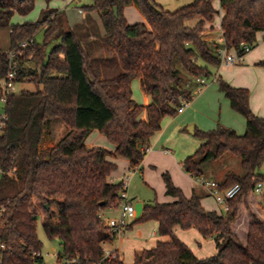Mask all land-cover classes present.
<instances>
[{
	"label": "trees",
	"instance_id": "1",
	"mask_svg": "<svg viewBox=\"0 0 264 264\" xmlns=\"http://www.w3.org/2000/svg\"><path fill=\"white\" fill-rule=\"evenodd\" d=\"M34 1L0 0V28H9V50L0 49V79L13 66L14 83L35 85L34 91L6 94L0 87L6 114L0 131V204L5 207L0 217V244L4 245L0 262H44L36 233L40 218L44 234L59 239L57 264H77L73 259L79 264H126L114 253L104 255L102 244L116 237L98 217L119 199L121 182L109 180L116 169L112 158L125 157L131 167L137 166L162 119L177 113L181 98L191 100L195 77H207L209 66L220 65L219 48L223 45L241 54V43L255 46L256 34L264 32V0H219L222 45L203 37L213 30L219 13L211 0H192L174 10L163 9L154 0H93L87 10L99 14L102 44L112 53L103 58V68L98 66L100 57L84 46L81 31L68 26L60 10L47 7L35 21L11 22L14 13L26 15ZM127 5L136 6L145 22L128 23L122 14ZM38 30H42L40 42L34 39ZM30 38L32 42L20 46ZM12 50L16 54L10 58ZM108 62L118 71L108 74ZM259 64L264 66V61ZM134 78H139L150 98L146 105L131 97ZM216 81L230 108L244 117L245 130L238 134L220 124L205 131L195 128L193 135L201 143L181 166L193 178L199 177L205 164L230 153L239 158L243 173L226 172L218 186L222 190L239 183L241 189L220 214L204 209L196 194L185 197L164 173L165 191L176 200L144 204L140 217L126 228L154 220L158 235L168 240H157L153 247L135 253L131 264H264V221L250 214L245 244L231 232L237 197L253 189L257 179L264 181V116L251 111L246 88L232 86L221 77ZM143 111L145 119L140 118ZM53 118L69 129L43 149L41 143L50 137ZM92 129L115 145L113 153L85 145ZM175 226L212 237L216 252L196 257L174 234Z\"/></svg>",
	"mask_w": 264,
	"mask_h": 264
},
{
	"label": "crops",
	"instance_id": "2",
	"mask_svg": "<svg viewBox=\"0 0 264 264\" xmlns=\"http://www.w3.org/2000/svg\"><path fill=\"white\" fill-rule=\"evenodd\" d=\"M217 10L219 11V13L215 15L212 22V26L214 27L213 30L204 32L203 34L205 40L214 41L215 38L220 37L221 32L219 29V25L222 12L219 9V4ZM78 12L81 14V22H79V24L77 25L78 30H84V32L87 31L86 35H88V37L92 39L96 38L94 35V30L92 28V17L89 16V14H87L83 8H78ZM122 14L128 23L145 22L143 15L134 5L124 6L122 9ZM207 26H209V24ZM86 42L88 43L92 41ZM261 45H264V32H258L256 34L255 46L259 47ZM253 48H251L250 51H248L243 56L247 61L256 62L261 59L254 56L255 54L252 53ZM225 66L226 68L232 66V72H236L237 68V70H246L245 67H235L233 64H226ZM217 70L218 73L222 72V70H219V68ZM260 72L264 75L263 71ZM225 78L230 82L231 85L236 87L248 86V84H244L245 81V83H250V80L247 81L244 78L239 80V82L230 80L232 78L230 76ZM136 82V86L140 88L142 96L139 102L135 100L134 101L138 104L146 105L149 102L150 98L145 92L142 91L139 78H136ZM212 85L213 84L211 83L208 87L203 86L198 90V93L197 91L194 93L192 92L191 100L186 110L183 109L182 112L177 113L174 116H165L162 119L160 129L156 131L146 142L144 147V155L137 166L131 167L129 164V160L125 157L115 156L114 158H112V160L116 164V169L110 174L109 180L111 182H121L125 178L124 174L132 170V175L128 180L126 194L133 203L140 201L142 202V206H144V204H150L154 201H157L159 203H166L176 200L175 196L167 194L165 191V182L162 175L166 173L170 177L173 185L179 188L185 197H190L192 194H196L199 197L200 203L204 209L213 210L220 214L225 213L227 209H224L221 205H215L216 202L209 194L208 189L198 181H200L201 179H209L219 183L223 180L226 172L234 171L230 170L227 166L223 170L218 171L211 166L206 167L209 164L207 163L203 166L202 175L193 178L187 172H185L181 166L182 160L187 155L193 153L201 143L198 138L196 139L191 136L194 129L197 128L205 131L213 129L218 125V123L215 122V120L210 116H196L194 108L202 98H205L207 100L208 106L210 105L209 107L213 106V97L217 98V102L219 101L220 106H224L225 115L220 118V125L230 127L234 129L238 134H242L245 130L244 117L236 111L232 110L230 108L228 99L225 97L227 103L226 100H222L219 92L215 91V87ZM262 85L263 84L260 83L261 88H263ZM193 86H196L195 82H193ZM196 93L197 95L194 97ZM254 112L256 111L254 110ZM259 116H264V114ZM140 118H146L145 111L141 113ZM68 129L66 131H68ZM100 134L101 133L97 129H92L85 137V145L87 147L101 145L100 147H103L113 153L115 145L110 142L103 134ZM104 137L106 139H104ZM58 140L59 139L56 138L54 141H50V146L55 144ZM263 188L264 183L262 189ZM251 190L256 194L260 193L254 191V189ZM249 197L250 195L247 198V202L249 204L251 213L256 215L259 219H264V208L261 209L260 206L252 203ZM241 209L243 212V215L241 217L243 229L242 231H239V235V233L237 232V226L239 225V222L237 220L239 218ZM104 213L106 215H116V206L104 210ZM250 221L251 217L250 214H246L245 205L243 203L240 204L235 220L231 223V232L237 242L241 244L246 243V233ZM157 227V222L154 220L132 224L128 228H125L122 233L117 236L112 242L106 243L105 248L110 252L116 254L122 262L131 264L133 262L135 253L140 252L143 249H149L153 247L156 244L157 240H168V236L158 235ZM174 234L182 242H184L198 258H204L216 252L215 242L212 237H202V235L194 228L182 229L179 226H175Z\"/></svg>",
	"mask_w": 264,
	"mask_h": 264
},
{
	"label": "rangeland",
	"instance_id": "3",
	"mask_svg": "<svg viewBox=\"0 0 264 264\" xmlns=\"http://www.w3.org/2000/svg\"><path fill=\"white\" fill-rule=\"evenodd\" d=\"M154 1L157 4H159L163 9L174 10L184 4L191 2L192 0H154ZM92 2L93 0H49L48 2H46L45 0H35L33 8L26 15H19L17 13H14L11 18V22L13 24H17V23H21L24 21H35L39 18L41 11L48 7V8H56L60 10L64 14L67 20L68 26L70 27L76 26V28H78L77 25L79 24V22H81V14L78 12V8H83L86 11V13L92 17L93 22H95V23L92 22L93 24L92 28L94 30V35L96 38L92 39L88 37V35H86L87 31L84 32V30H80L81 38H82L81 40L83 41L85 47H89V49H91L90 52L92 53L93 56H96L97 58L100 57L98 61V66L103 68V64H104L103 58H105L106 56L111 57L112 53L111 51H107L102 44L104 30L99 20L97 11L87 10V7L91 6ZM211 2L213 4V7L217 10L219 0H211ZM34 39L37 42H40L42 40V30H38L34 34ZM86 41H92V42L87 43ZM214 41L219 42V37L215 38ZM49 48H50V45L46 49L47 53L49 51ZM0 49L6 52L9 50V28L8 27L0 28ZM252 53L255 54L254 56L256 58H261V59H259L256 62H252V61H247L246 58L243 57V61H236L233 63L235 67H245L246 70H237L238 69L237 68L236 72H232L231 71L232 66L226 68L225 66L226 64L223 61H221L220 65L218 66L219 70L220 69L222 70V72L220 73H218L217 66H209L208 69L211 74L207 77H204L205 83H206L204 86L208 87L212 83L213 84L212 86L215 87L214 88L215 91L219 92L222 100H226L225 96L218 89L216 77H221L222 80L226 81L229 84L230 82L227 81L225 77L230 76L232 77L230 80H235L238 82L239 80L243 78L247 81L250 80V83H245L246 81L244 82V84H248V86H242L248 90L249 107L254 114L263 115L264 114V75L261 74L260 71L264 72V66L260 65L259 62L262 60L264 61V45L263 46L261 45L259 47L255 46L253 48ZM19 55H23V52L19 51ZM30 65H33V64H30ZM228 65H232V64H228ZM105 66L109 68L107 69L108 74H114L115 72L118 71V68L114 66L112 63H109L108 65H105ZM183 74L186 75L185 72H183ZM131 83H132L131 84V97L133 100L139 102V100H141L142 92L140 88L136 86V83H137L136 78H134L131 81ZM260 83L263 84L262 85L263 88L260 87ZM21 89L34 91L35 85L30 81H25L22 83H15L14 92H18ZM197 93L194 95V97L197 95ZM213 100H214L213 106L211 107H209L210 105L208 106L207 100L205 98H202L201 100H199V102L195 105V108H194L195 114L198 117L210 116L211 118L215 120V122H217L218 124H221L220 118L225 115L224 106L223 107L220 106L219 101L217 102V98L213 97ZM189 103L190 101L184 107L185 110L187 109ZM226 103H227V100H226ZM254 110L256 112H254ZM3 111H4V102L0 99V117L3 114ZM67 129L68 127L66 126V124H64L60 119L53 118L49 126L50 137H45V139L41 143V147L43 149L48 148L50 146V141H54L56 138L60 139L67 132L66 131ZM191 136L193 138H196L193 134ZM104 139L106 138L104 137ZM210 166L218 171L223 170L227 166L229 167L230 170L236 173L241 174L243 172L240 167L239 158L230 153H226L223 155L222 158H219L213 162H210L206 167H210ZM261 171H264V163L261 166ZM124 175H125L124 177L126 176L130 177L132 174L128 171ZM249 195H250L249 198L252 201V203H255L257 206H260V208L262 209L264 208V188L259 194L254 193L252 190H248L246 193H241L237 197V207H239L240 204L243 203L246 207V214L248 215L251 214V210L249 209V204L247 202V198ZM242 213L243 212L241 209L239 218L237 220L239 222V225L238 226L236 225L238 229V231L237 230L236 231L239 233V235H240L239 231H242L243 229L242 220H241V217L243 215ZM260 220L264 221V219H261V218ZM36 233H37L39 240L42 242L41 254H42L44 263L54 264L55 256L57 255V252L60 249L59 239L58 238H48L44 234L40 218L37 221ZM48 253H51L52 257H50Z\"/></svg>",
	"mask_w": 264,
	"mask_h": 264
},
{
	"label": "built area",
	"instance_id": "4",
	"mask_svg": "<svg viewBox=\"0 0 264 264\" xmlns=\"http://www.w3.org/2000/svg\"><path fill=\"white\" fill-rule=\"evenodd\" d=\"M81 11V10H80ZM33 38H30L28 41H22L20 43V46H25L28 42H32ZM219 43L221 45L223 44V37L220 34L219 37ZM241 47L243 49V53L237 54L233 49L227 50L223 45L219 48L218 54L220 56L221 61L225 62V64H233L236 61H242L243 56L250 51L251 47L247 44L241 43ZM15 51H9V57L13 58L15 56ZM15 78V69L13 66L10 67L6 75L0 79V87L3 90V92L9 93L14 92L15 90V83L13 82V79ZM194 82L196 83V86L193 88V93L198 91L202 86H204L205 79L202 76L195 77ZM1 100L5 102L4 96H2ZM189 100L187 98H181L180 105L177 108V113H180L183 111L184 107L188 104ZM6 119L5 111H3V114L0 117V131L2 130L4 126V120ZM132 173V170L129 171ZM129 177L126 176L121 181V190L119 192V199L116 204V215H106L104 211H101L98 213V217L101 219L103 225L105 226L107 232L113 233L115 237L119 236L122 231L126 228V226L135 219V207L134 203L127 197L126 194V188L128 185ZM200 182L203 186H205L209 194L213 197L216 204L221 205L224 209H227L228 207V200L233 198L239 191H240V185L239 183H233L230 186L219 189L218 182L214 180L209 179H201ZM264 181L261 179H257L254 183L253 189L256 192H261L263 187ZM5 207L4 205L0 204V217H2L4 213ZM105 243L102 244L104 255L108 256L112 252L107 250L105 248ZM0 247L3 248L4 245L0 244ZM33 255L39 256L40 252H34ZM42 255V254H41ZM50 257H52L51 253H48ZM57 257L55 256V262L54 264H57ZM72 263L79 264L78 260L73 259L71 261ZM69 262V263H71ZM1 264V262H0ZM42 264H45L44 262Z\"/></svg>",
	"mask_w": 264,
	"mask_h": 264
},
{
	"label": "water",
	"instance_id": "5",
	"mask_svg": "<svg viewBox=\"0 0 264 264\" xmlns=\"http://www.w3.org/2000/svg\"><path fill=\"white\" fill-rule=\"evenodd\" d=\"M112 10H113V13L116 15L117 14V7L116 6H113L112 7ZM102 204V203H100ZM134 207H135V218H139L140 216V213L142 212V202L140 201H137L136 203H134Z\"/></svg>",
	"mask_w": 264,
	"mask_h": 264
}]
</instances>
